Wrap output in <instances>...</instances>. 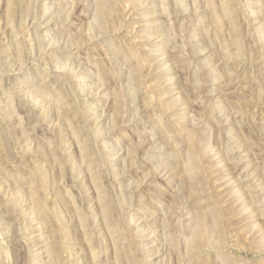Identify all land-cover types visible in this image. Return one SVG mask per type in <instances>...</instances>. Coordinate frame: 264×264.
Instances as JSON below:
<instances>
[{"label":"rangeland","instance_id":"1","mask_svg":"<svg viewBox=\"0 0 264 264\" xmlns=\"http://www.w3.org/2000/svg\"><path fill=\"white\" fill-rule=\"evenodd\" d=\"M0 264H264V0H0Z\"/></svg>","mask_w":264,"mask_h":264}]
</instances>
